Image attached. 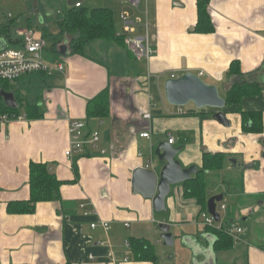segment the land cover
Segmentation results:
<instances>
[{
  "label": "crops",
  "instance_id": "1",
  "mask_svg": "<svg viewBox=\"0 0 264 264\" xmlns=\"http://www.w3.org/2000/svg\"><path fill=\"white\" fill-rule=\"evenodd\" d=\"M111 1L122 8L125 5ZM208 12L214 32L195 33L198 0H141L140 13L148 23L154 50L149 62L136 60L117 46L104 48L113 51L114 70L105 61L89 57L86 50L84 56L69 51L62 54L58 45L57 55L49 57L44 50L43 60L62 64L64 71L52 76L33 74L16 87L39 93L43 117L16 121L0 132V264H153L134 259L126 246L132 238L154 244L157 264H264V130L261 134L244 132L236 112L237 108L260 112L264 122V90L222 111L230 127L215 119L217 112L177 110L163 99L164 83L171 74L180 77L187 72H203L202 79L225 97L227 89L240 80L227 75L236 60L246 78H258L260 70L264 78V0H210ZM98 48L102 51L103 45ZM124 80L128 82L123 84ZM107 88L110 116L89 119L88 101ZM159 103L163 110L154 112ZM145 114L151 119L146 120ZM73 120L99 130L102 139L100 149L90 148L70 160L65 153ZM147 131L150 140L140 135ZM164 134L174 138L172 146L182 148L177 160L183 168L201 169L205 152L227 156L225 168L209 176L208 195L224 196L218 204L227 205L224 224L233 221L247 229L238 239L232 238L230 251L215 253V236L201 225L196 201L183 197L182 184L171 188L166 216H158L162 212L154 210L152 200L133 193L136 168L152 164L150 170L160 172L164 167V162L154 163L152 157L145 160L141 151L148 143L154 155L158 144L169 139ZM32 162L47 164L59 180L72 183L61 187V202L39 203L31 215L10 214V202L30 198ZM86 211H93V216H85ZM100 220L110 222L108 231L100 225L91 227ZM161 224L169 225L170 232L196 228L197 237L183 233L194 254L187 259L171 255L162 239Z\"/></svg>",
  "mask_w": 264,
  "mask_h": 264
},
{
  "label": "trees",
  "instance_id": "2",
  "mask_svg": "<svg viewBox=\"0 0 264 264\" xmlns=\"http://www.w3.org/2000/svg\"><path fill=\"white\" fill-rule=\"evenodd\" d=\"M210 0H198V22L195 33H212L214 27L208 12ZM60 37H67L68 51L72 55H85L88 44L93 41L114 42L125 46L124 36L117 33L115 28V16L109 9H93L86 7L79 9H67L63 19L58 22ZM0 38L7 41L10 46H20L21 41L13 35L12 25L0 26ZM127 49V48H126ZM129 52V51H128ZM263 75V70H260ZM37 74V73H36ZM45 74V73H38ZM47 75V74H45ZM227 75L240 79L235 81L226 91V108L240 106L245 97L256 96L264 90V78L250 76L246 78L241 70L239 61H233ZM252 78V79H251ZM13 92L18 102L17 109L6 106L1 92ZM21 91L6 82H0V114L9 113L20 116V107L26 108V118L29 120L41 119V107L39 101L26 102L20 96ZM111 101L109 88L102 91L87 103V117L89 119H104L110 116ZM236 112L241 115L242 128L246 133L261 134L264 130L263 116L260 112H243L240 108ZM227 156L219 152H205L202 157V168L192 179L182 184L183 197L195 200L200 207L199 214L207 211V203L210 175L220 173L226 166ZM72 182L61 181L52 173L47 164H30V198L26 201H13L8 204L10 214H34L37 205L42 202H61V187ZM223 223V221H222ZM204 230L215 236L213 250L215 253L228 252L234 246L233 239L222 229L204 227ZM131 251L136 261L158 263V255L154 244L148 240L132 238L130 241Z\"/></svg>",
  "mask_w": 264,
  "mask_h": 264
},
{
  "label": "built area",
  "instance_id": "3",
  "mask_svg": "<svg viewBox=\"0 0 264 264\" xmlns=\"http://www.w3.org/2000/svg\"><path fill=\"white\" fill-rule=\"evenodd\" d=\"M87 0H65L70 9H79L85 7ZM125 4L121 12V21L124 25V32L122 36L125 38V46L129 53L136 59H144L150 61L154 56V50L151 45L148 23L144 19V13H140L141 0H119ZM11 18V14H8ZM14 33V32H13ZM15 38L21 41L20 46H10L3 38L6 46L0 49V82H6L12 86H17L18 83L26 77L36 73H45L49 76L57 72H63L64 66L62 64L50 65L43 60V52L46 49V39L44 36L36 32L32 28L18 29L15 31ZM201 78L204 73L198 74ZM170 78H178L175 74H171ZM181 110V108H179ZM146 120L151 119L150 114H145ZM26 116H15L9 113L0 114V132L6 131L12 123L16 121L26 120ZM70 146L65 155L68 159H74L77 156L84 154L88 149H97L101 143V133L99 130L88 129L85 122L80 120H73L69 126ZM142 138L152 139L150 132H142ZM168 142L173 145L174 138L171 136ZM100 149V148H99ZM101 154H105L106 150H100ZM143 156V154H140ZM152 164L147 165L146 168L150 169ZM82 209L86 208L85 204L81 205ZM227 211V205L220 204L217 206V212L221 214ZM93 211H86L85 216H93ZM201 225L208 228L222 229L231 238L238 239L247 231L246 228L231 221L227 224L222 221L217 222L215 218L208 212H202ZM222 220V219H221ZM98 225L102 226L105 231L110 229V222L100 220L91 224L92 228H97ZM103 246V243H100ZM126 246L131 248L130 243L127 241ZM91 258H93L91 256Z\"/></svg>",
  "mask_w": 264,
  "mask_h": 264
},
{
  "label": "water",
  "instance_id": "4",
  "mask_svg": "<svg viewBox=\"0 0 264 264\" xmlns=\"http://www.w3.org/2000/svg\"><path fill=\"white\" fill-rule=\"evenodd\" d=\"M6 46L3 40H0V49ZM68 48L61 47V53L66 54ZM165 98L171 105L178 108L193 104L197 110L213 108L219 110L215 113V119L223 126L230 127L226 115L222 112L226 108V101L220 95L216 86L207 84L198 74L187 72L182 76L172 79L168 78L164 83ZM1 96L7 107L11 109L18 108V102L13 92H1ZM264 144V141H263ZM182 148H175L168 141H162L154 151L155 156L165 165L160 172L150 170L146 167L136 168L132 176V189L134 194H140L145 199L153 201V207L156 212L166 211V199L171 193V188L185 183L192 179L198 172L196 166L183 168L181 162L177 160ZM224 199L223 195L211 197L207 203L208 212L217 222L221 221V216L217 212V204ZM162 239L166 246H173L174 239L170 232V226L161 224ZM201 255H207L199 251ZM208 255L207 260L211 259Z\"/></svg>",
  "mask_w": 264,
  "mask_h": 264
},
{
  "label": "rangeland",
  "instance_id": "5",
  "mask_svg": "<svg viewBox=\"0 0 264 264\" xmlns=\"http://www.w3.org/2000/svg\"><path fill=\"white\" fill-rule=\"evenodd\" d=\"M85 7L93 10V9H109L114 13L115 16V28L118 34L123 35L124 32V25L121 21V12L122 7L114 1L111 0H87L85 2ZM68 8L67 3L65 0H0V26H8L12 25V29L15 35V31L18 29H27L32 28L36 30L39 34L45 37L46 39V49L45 53L46 56H56L57 53L54 52L58 45L64 46L69 44V39L67 37L63 38L59 35V27L58 22L63 19L64 13ZM8 14H11V18L8 17ZM114 44V45H113ZM103 45V50H99V46ZM107 46H117L119 49L126 50L125 47L119 44H115L114 42L107 43L105 41H97L91 43L86 47V53L89 57L94 58L96 60H103L105 61L111 70L117 69V67H113V51L110 49H104ZM61 49V48H60ZM128 50V49H127ZM128 53V52H127ZM132 57V55L129 53ZM126 55V60L132 64L134 63L133 59ZM123 84L128 82L127 80L121 81ZM19 84V83H18ZM17 87V86H15ZM125 88V86H123ZM123 90V89H122ZM163 93V99L167 106L179 109L178 107L171 106L165 98V90ZM221 93V92H220ZM119 94L125 95V91H120ZM118 95V93H117ZM221 95V94H220ZM20 96L26 102H34L38 101L41 96L38 92L35 91H26L21 92ZM223 96V94H222ZM118 99H121L120 97ZM184 111H188L190 109L196 110V107L193 104H189L185 107H182ZM163 107L161 103H159L158 108L154 109L153 111H161ZM208 112V113H215L219 112L217 109L213 108H205L202 110H198V112ZM21 115L26 116V108L20 107ZM175 137H179L177 132H172ZM163 138H169L168 135H162ZM179 141V139H178ZM179 144V142H177ZM141 151L144 153V159L147 160L148 158H153L154 163H160L158 158L151 153V148L149 149L148 143L144 146H141ZM212 177L209 178V183L211 184ZM166 211L162 213H158V216L165 215ZM224 212H222L223 214ZM172 235L175 239V245L173 247H168L167 249L171 255H177L180 258L187 259L188 256L194 254L193 248L187 245L184 242L183 233H187L188 236H196L199 235L198 231L194 227H186V228H175L171 231ZM183 256H182V255Z\"/></svg>",
  "mask_w": 264,
  "mask_h": 264
},
{
  "label": "flooded vegetation",
  "instance_id": "6",
  "mask_svg": "<svg viewBox=\"0 0 264 264\" xmlns=\"http://www.w3.org/2000/svg\"><path fill=\"white\" fill-rule=\"evenodd\" d=\"M194 176V175H193ZM219 204V203H218ZM218 204H217V206H218ZM208 211V210H207ZM220 216H221V219H222V213L220 214ZM222 221V220H221Z\"/></svg>",
  "mask_w": 264,
  "mask_h": 264
}]
</instances>
